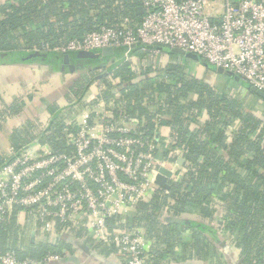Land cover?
I'll return each instance as SVG.
<instances>
[{
	"label": "trees",
	"instance_id": "1",
	"mask_svg": "<svg viewBox=\"0 0 264 264\" xmlns=\"http://www.w3.org/2000/svg\"><path fill=\"white\" fill-rule=\"evenodd\" d=\"M140 6V0L0 1V64L46 65L55 73L61 72L65 79L73 73L70 65L83 64V69L75 71L79 77L65 84V101L80 102L92 90L97 101L116 107V117H136L137 121L144 118L146 124L140 130L147 136L155 130L153 120L161 118V124L172 127L175 135L163 157L174 162L179 154L184 162L169 180V189L158 190L129 216L110 222L124 231L144 230L149 241L165 247L164 253H149L150 264H159L182 242L178 230L187 227L167 222L166 216L183 214L188 207L205 219L217 220L222 214L219 223L232 237L236 233L235 243L242 248L243 264H262L264 118L209 81L191 75V67L180 62L184 57L162 48H158L159 54L164 57L150 59L149 52L136 46L128 61L125 48L115 49L113 56L104 59H81L79 53L56 51L103 26L121 27L126 19L139 23ZM37 53L47 58L28 59ZM25 104L19 99L4 105L1 116L15 119L24 112ZM53 104L57 105L51 106L53 116L46 127L37 129L28 121L24 129L17 127L8 134L0 123V133L4 131L16 149L38 133L41 142L50 144L54 151H69L66 135L76 130V125H68L64 106ZM152 107L157 111H151ZM157 155H161L160 151ZM4 162L0 156V165ZM68 231L75 234L71 238H80L86 226L73 223ZM198 232L202 238L204 233ZM64 249L71 250L66 240L58 247L32 244L14 216L0 224V256L13 251L19 260L39 261L48 254L62 255ZM115 250L111 246L108 253Z\"/></svg>",
	"mask_w": 264,
	"mask_h": 264
},
{
	"label": "built area",
	"instance_id": "2",
	"mask_svg": "<svg viewBox=\"0 0 264 264\" xmlns=\"http://www.w3.org/2000/svg\"><path fill=\"white\" fill-rule=\"evenodd\" d=\"M142 19L121 27L103 26L56 49L60 53L101 52L125 48L158 55L181 49L232 72L264 92V2L261 0H140ZM151 48V49H150ZM107 105L68 120L76 130L66 135L69 151L58 153L37 144L12 148L0 165V224L13 216L30 218L48 234H65L81 217L90 218L91 235L117 248L126 264H150V242L143 231L111 229L110 222L129 216L160 188V168L177 162L160 159L156 135H146L130 117L117 119ZM60 254L42 260H19L8 251L0 264H52ZM264 264V257L263 262Z\"/></svg>",
	"mask_w": 264,
	"mask_h": 264
},
{
	"label": "crops",
	"instance_id": "3",
	"mask_svg": "<svg viewBox=\"0 0 264 264\" xmlns=\"http://www.w3.org/2000/svg\"><path fill=\"white\" fill-rule=\"evenodd\" d=\"M151 56L156 58L164 57L163 54ZM104 58L105 57L102 55L97 56V59ZM165 58L169 59L168 56ZM185 59L186 60L183 58V60H180V62L191 67V75L209 81L220 91H223L224 93L234 97V99L240 102L245 108L252 110L253 107H259L264 111V101L258 98L248 89V86L250 85L247 82L240 78L235 79L218 74L206 68H202L197 62L187 58ZM66 64L68 63L66 62ZM83 68L84 65L80 63L70 65L69 69L73 73L65 79V76L61 72L55 73L53 68L46 65L0 64V123L5 125V131H8L9 134L17 127L19 129H24V126L28 121H32L34 124H36L37 129L46 127L53 116L50 108L51 106L57 105L53 104L54 102L59 103L61 108L64 106L67 113H70V118L68 120H74L78 118L77 115H72L71 113L73 112V109L76 110L78 108H84V106H87V97L89 95L94 97V102H90L89 104H104V102L97 101V98H95V94L92 92V90L86 93L80 102L74 103L72 100L65 101L64 97L67 92V90L65 91L64 89L66 86L65 84L71 79L79 77L75 71L77 69ZM235 88L238 90L237 93L239 94H234L232 92V90ZM57 94L58 98H56ZM19 99L26 101L25 110L21 115L17 116L15 119L3 117V115L1 116L2 107H4V105L11 104L12 102ZM247 101H249L251 104H246ZM150 110L153 112L157 111V109H154L153 107ZM253 112L256 113L255 110ZM80 115H82L81 111L79 112V116ZM258 115L261 118H264V114L261 112H259ZM135 119L138 120L136 117ZM153 122L155 125V130L152 135H156L160 140L161 146L159 151L161 154L160 156L162 157L159 156V158L164 159L163 154L167 150L168 143H170V141L174 138L175 132L170 125L161 124V118H159L158 122L155 120H153ZM67 123L69 125L70 122L67 121ZM144 123L146 124L144 118L139 120L138 124L140 127H138H144ZM38 131L40 132V130ZM36 144L40 148L48 147L54 150L50 144L41 142L40 135H38V133H35V136L32 139H29V142H26L20 146V149ZM12 148L16 149V147H14L10 142V139H8L7 134L4 131L1 132L0 156L3 158V161L6 160L8 153ZM176 174L173 175V177L169 180H172ZM222 217V214L219 213L217 220L207 218L205 219L202 218L200 212L189 207L183 214H171L166 216L167 222L183 227L185 226L187 228L178 230L181 235L180 238L182 242L174 249L173 254H168L165 255V257H162L159 261V264H243L241 260L242 248L235 243L236 237L234 236L236 233L233 234L234 236L232 237L229 231H226L222 228L219 223ZM172 219L176 221L173 222L171 221ZM17 224H19L25 236L30 238L32 244L38 245L44 243L58 247L63 241L65 242V240L67 243L71 244L70 251H68V249L62 250V260L52 264H126L124 258L121 256L117 248L116 249L118 251L115 250L108 253V251L111 250V246L103 242H98L91 235L90 218L88 216H83L75 222V225L78 224V226H81L84 224L86 226V231L83 235H81L80 238H71L70 236H74L75 234L73 235L69 231L63 235L45 233L41 229L40 225L30 218L23 219L21 222H17ZM110 225L111 229H116V224ZM140 231H143L145 234L144 230ZM198 231L203 232V236L205 235V238L203 236L200 238V233ZM33 235L34 239H32ZM203 238L205 239L203 244H201V242L200 244H197L199 240H204ZM149 242L151 245L150 253L155 254L157 251L162 253L165 252L164 246L159 247L154 241ZM103 249H107V251H103Z\"/></svg>",
	"mask_w": 264,
	"mask_h": 264
},
{
	"label": "water",
	"instance_id": "4",
	"mask_svg": "<svg viewBox=\"0 0 264 264\" xmlns=\"http://www.w3.org/2000/svg\"><path fill=\"white\" fill-rule=\"evenodd\" d=\"M139 14H142V9L139 8L138 9ZM165 51H170L172 53L178 54L184 58H187L189 60H192L194 62H197L199 64H203L206 68H208L209 70L216 72L218 74L230 77V78H239L237 77L235 74H233L232 72L229 71H225L222 68H217L211 64H209L205 59H203L202 57L195 55V54H191V53H186L185 51L181 50V49H168V48H162ZM115 53V50L113 49H104L102 50L100 53L97 52H81L78 54V57L81 59H85V58H93L95 56H103V57H107V56H113ZM40 58H47V56L45 55H40V54H35V55H31L28 57V59L31 58H35V57H39ZM66 62L68 63V58L66 59ZM248 89L254 94L256 95L258 98H260L261 100L264 101V92L261 90H258L255 87L252 86H248ZM184 162L183 158H179L178 159V164L182 165ZM173 177V172L168 170L167 168H160L159 170V174L157 176V180L156 183L157 185L162 188V189H169V184H168V180L171 179ZM171 221L175 222L176 220L172 219ZM32 239H34V235L32 236Z\"/></svg>",
	"mask_w": 264,
	"mask_h": 264
},
{
	"label": "rangeland",
	"instance_id": "5",
	"mask_svg": "<svg viewBox=\"0 0 264 264\" xmlns=\"http://www.w3.org/2000/svg\"><path fill=\"white\" fill-rule=\"evenodd\" d=\"M152 55V54H151ZM152 57V56H151ZM150 57V58H151ZM237 89L235 88L234 90H232V92L234 93V94H239V93H237ZM87 100H88V105L87 106H84V108L83 107H81V108H78V109H76V110H74L73 109V112L71 113L72 115H77L78 116V120L81 118V116L82 117H84V115L86 114V113H93L94 115H93V117L94 118H98V117H100V115H101V112L104 110V109H99L96 105L97 104H89L90 102H94L93 100H94V97H92V95H89L88 97H87ZM99 104H103V103H99ZM105 104V103H104ZM246 104H251L249 101H247V103ZM251 106V105H250ZM114 108H116L114 105H107V108H106V110H110L109 112H113V114H114ZM252 108V107H251ZM253 109L256 111V113H258L259 114V112H261L262 114H264V111L263 110H261L259 107H253ZM252 109V110H253ZM253 110V111H254ZM81 111V114L82 115H80L79 116V112ZM67 116H70V113L68 112V114H67ZM125 117V116H124ZM127 117V116H126ZM70 117H67V119H69ZM117 119H123L121 116L120 117H116ZM130 118H133V117H130ZM133 119H135V118H133ZM136 120V119H135ZM137 121V120H136ZM138 122V121H137ZM137 126H138V123H137ZM179 158H182V156L181 155H177L176 156V160L174 161L175 163L177 162V160L179 159ZM165 168H167L168 170H170V171H172L173 170V168H171L170 166H167V167H165ZM174 173L176 172V171H173Z\"/></svg>",
	"mask_w": 264,
	"mask_h": 264
}]
</instances>
